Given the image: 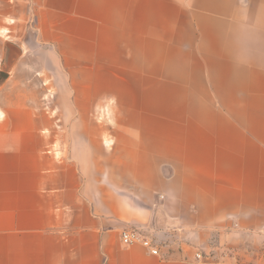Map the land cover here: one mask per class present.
<instances>
[{
  "label": "crops",
  "instance_id": "crops-1",
  "mask_svg": "<svg viewBox=\"0 0 264 264\" xmlns=\"http://www.w3.org/2000/svg\"><path fill=\"white\" fill-rule=\"evenodd\" d=\"M263 230L264 0H0V264H264Z\"/></svg>",
  "mask_w": 264,
  "mask_h": 264
},
{
  "label": "built area",
  "instance_id": "built-area-1",
  "mask_svg": "<svg viewBox=\"0 0 264 264\" xmlns=\"http://www.w3.org/2000/svg\"><path fill=\"white\" fill-rule=\"evenodd\" d=\"M120 240L125 245H131V244L137 243L149 249L152 254L157 253V249L154 247L153 241L150 238L144 236L137 229L122 230L120 233ZM195 257L198 259H202V255L199 252L195 253ZM253 264H256V263H253Z\"/></svg>",
  "mask_w": 264,
  "mask_h": 264
}]
</instances>
